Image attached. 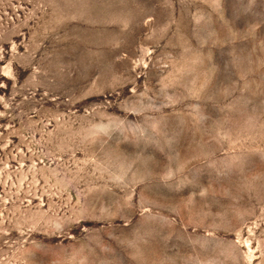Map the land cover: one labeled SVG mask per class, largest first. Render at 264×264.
Returning <instances> with one entry per match:
<instances>
[{
  "label": "rangeland",
  "instance_id": "rangeland-1",
  "mask_svg": "<svg viewBox=\"0 0 264 264\" xmlns=\"http://www.w3.org/2000/svg\"><path fill=\"white\" fill-rule=\"evenodd\" d=\"M0 264H264V0H0Z\"/></svg>",
  "mask_w": 264,
  "mask_h": 264
}]
</instances>
